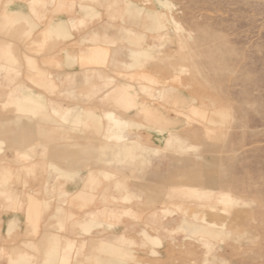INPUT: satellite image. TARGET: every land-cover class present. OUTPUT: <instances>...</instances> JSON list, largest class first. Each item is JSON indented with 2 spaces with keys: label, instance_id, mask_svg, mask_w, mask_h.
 Returning <instances> with one entry per match:
<instances>
[{
  "label": "rangeland",
  "instance_id": "374dc122",
  "mask_svg": "<svg viewBox=\"0 0 264 264\" xmlns=\"http://www.w3.org/2000/svg\"><path fill=\"white\" fill-rule=\"evenodd\" d=\"M9 123L0 264H264V0H0Z\"/></svg>",
  "mask_w": 264,
  "mask_h": 264
},
{
  "label": "crops",
  "instance_id": "0c3cea01",
  "mask_svg": "<svg viewBox=\"0 0 264 264\" xmlns=\"http://www.w3.org/2000/svg\"><path fill=\"white\" fill-rule=\"evenodd\" d=\"M71 22H73V20H71ZM48 30H49L50 33H57V34H61V35H67V34H69L68 23H67L66 21H63V20L58 21V22H55V23H52V24L49 26ZM138 52H140L141 54H148V51H146V50H144V51H138ZM119 89H121V91H123L122 93H123V96H124V97H127V98H129L130 100H131V99H136V98L134 97L133 93L130 91V86H128V85H122V86H119ZM175 96L180 97V96H178V95H176V94H175ZM29 102H30V104L32 103V101H29ZM33 103H34V101H33ZM145 113H146L147 118L149 119V122H152V123H150V124L154 125V123H153V122H154V119H153V112H151V110L147 109ZM87 117H88L89 119H92V120H97V116H96L95 114H93V113H88V114H87ZM155 121H157V123H159V121H160V117L158 118V117L156 116V117H155ZM16 122H17V121H16ZM14 125H16V123H13V125L10 124V123H9L8 125H2V124H0V132L3 131V130L10 131V130H15V129H17V127L14 126ZM154 126H156V125H154ZM156 127H157V126H156ZM115 135H116V137H117L119 140L122 139L120 134H115ZM179 139H180L179 137L169 136V138H168V144H171L173 141H175V140H179ZM81 152H82V153L85 155V157L87 158V157H89L90 155H92V154L95 152V150H94L93 148H88V149H83ZM119 152H121V153H126V154H131V153H132V152H131V147H130L129 145H125V146L120 147ZM89 227H90V226H89ZM188 227H189V229H191L192 231H197L196 228L194 229V227H192V226H188ZM199 231H201V230H199ZM152 239H155V238H152ZM155 240H156V239H155ZM56 253H57V252H55V249H54V250L51 251L50 256L52 257V256H54ZM98 258H100V257H98ZM98 258H97V260H98V263H100V264H111V263H115V264H117V262H116V261L114 262V260H111V261H110V260L104 259V258H102V257H101L100 259H98Z\"/></svg>",
  "mask_w": 264,
  "mask_h": 264
}]
</instances>
